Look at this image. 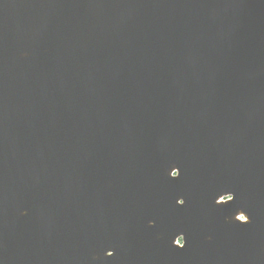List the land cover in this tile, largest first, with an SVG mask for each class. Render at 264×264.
Returning a JSON list of instances; mask_svg holds the SVG:
<instances>
[{
  "label": "water",
  "instance_id": "95a60500",
  "mask_svg": "<svg viewBox=\"0 0 264 264\" xmlns=\"http://www.w3.org/2000/svg\"><path fill=\"white\" fill-rule=\"evenodd\" d=\"M0 264H264V0H0Z\"/></svg>",
  "mask_w": 264,
  "mask_h": 264
},
{
  "label": "snow or ice",
  "instance_id": "6c2138e0",
  "mask_svg": "<svg viewBox=\"0 0 264 264\" xmlns=\"http://www.w3.org/2000/svg\"><path fill=\"white\" fill-rule=\"evenodd\" d=\"M181 204H183V201H180Z\"/></svg>",
  "mask_w": 264,
  "mask_h": 264
}]
</instances>
